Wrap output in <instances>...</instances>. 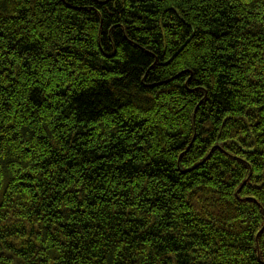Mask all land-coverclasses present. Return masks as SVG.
Returning a JSON list of instances; mask_svg holds the SVG:
<instances>
[{"label": "trees", "instance_id": "trees-1", "mask_svg": "<svg viewBox=\"0 0 264 264\" xmlns=\"http://www.w3.org/2000/svg\"><path fill=\"white\" fill-rule=\"evenodd\" d=\"M0 264H264V0H0Z\"/></svg>", "mask_w": 264, "mask_h": 264}]
</instances>
